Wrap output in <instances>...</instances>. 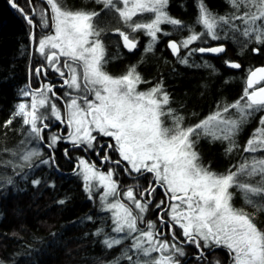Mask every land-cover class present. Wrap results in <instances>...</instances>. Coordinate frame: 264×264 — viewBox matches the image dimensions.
Here are the masks:
<instances>
[{
  "label": "snow or ice",
  "instance_id": "6c2138e0",
  "mask_svg": "<svg viewBox=\"0 0 264 264\" xmlns=\"http://www.w3.org/2000/svg\"><path fill=\"white\" fill-rule=\"evenodd\" d=\"M45 2L47 9L39 13V26L46 31L38 40L37 51L47 67L59 73L63 81L60 86L67 88L64 97L68 99L56 94L55 85L42 84L39 89L29 85L21 90L22 97L31 98L30 104L18 103L13 118L20 117L27 126V141L46 142L48 148L55 149L64 137L57 133L45 137V129L51 127L54 119L67 127V139L73 147L92 150L98 156L104 150L102 164L121 166L126 162L123 171L127 175H152L145 187L137 182L122 191L119 181L113 179L116 169L104 172L95 164L79 160L82 172L77 174L82 176L89 198L103 189L99 195L100 210L111 214V232L116 235L105 233L103 228L94 234L104 236L102 243L107 249L129 242L112 264H121L122 260L127 264H182L185 244L195 246L197 261L206 259L204 249L214 252L225 248L229 264H264V230L255 223L256 214L264 212V116L243 146L242 151L249 155L225 172L206 166L197 151L201 139L225 144L228 155L239 149L236 137L241 128L257 113L264 112V66L247 70L239 99L218 106L196 124L186 125L185 117L171 106L172 99L162 82L139 89L148 81L138 71V65H130L119 76L106 71L109 58L102 39L112 31L132 52L138 45L132 34L142 31L150 38L144 49L147 54L154 51L161 36L187 32L179 40H170L168 48L179 63L199 67L190 57L219 55L226 49L222 44L192 47L198 41L206 44L208 38L231 39L245 47L253 42L264 45V0H227L231 11L223 15L211 10L205 0H196L198 14L191 25L171 16L167 10L170 0H95L101 6L99 11L75 9L66 0ZM12 7H18L15 0ZM20 11L28 25L35 28L32 16ZM101 13H114V18L129 31L101 27L96 19ZM162 25H171L173 31H165ZM197 25L201 31H197ZM30 36L35 42V35ZM182 50H186L184 55ZM225 63L232 69L241 68L238 62ZM203 66L215 70L207 61ZM43 69L44 65L35 69L36 78L47 74ZM61 101L62 107L58 105ZM10 124L12 119L5 127ZM98 136L110 137L114 143L109 142L105 148ZM109 151L118 153L119 159L113 160ZM12 155H18L23 165L31 167L41 153L25 149ZM49 162L41 160L43 164ZM12 182L8 177L7 183ZM33 184L39 185L40 181L34 180ZM157 188L163 190L165 199L154 202ZM236 193L254 211L234 206ZM150 207L160 210L158 223L146 219ZM165 228L171 239L166 238Z\"/></svg>",
  "mask_w": 264,
  "mask_h": 264
},
{
  "label": "trees",
  "instance_id": "16d2710c",
  "mask_svg": "<svg viewBox=\"0 0 264 264\" xmlns=\"http://www.w3.org/2000/svg\"><path fill=\"white\" fill-rule=\"evenodd\" d=\"M81 1L84 4L74 5L73 8L100 10L101 6L96 4L95 0ZM15 3L18 7L13 9L10 0H0V264H112L129 242L125 241L120 246L107 249L102 243L104 236L94 234L99 228H103L105 233L114 235L111 232L110 216L108 212L100 210L98 197L94 195L89 198L77 174L80 159L73 153L64 154V149L68 147L63 145L64 140L59 141L55 149L48 148L46 142H39L44 157L34 161L31 167L18 168V165L14 164L18 155L13 156L12 153H19V147L23 145L21 141L26 140V128L21 118H13L19 91L34 83L35 69L45 64V60L39 58L35 49L37 39L41 36L38 15L44 6L34 0L31 5H28L26 0H15ZM205 3L221 15L231 11L227 0H205ZM20 9L29 16L35 9V28L28 25ZM167 10L171 16L189 25L194 24L198 14L196 0H170ZM114 17V13H101L96 19L101 27L115 29L120 26L118 19ZM161 27L165 31H173L171 25ZM196 29L201 31L198 25ZM123 30L126 31L124 28ZM30 33L35 35V42ZM112 33L109 31L102 36L109 58V63L105 66L106 71L113 76H119L124 74L130 65H138V71L144 80L148 81L140 84L139 89L146 90L162 82L172 99L171 106L185 117L186 125L196 124L214 113L218 106L239 99L245 87L247 70L264 66V45L255 42L245 47L231 39L214 41L209 38L206 44L198 41L192 47L222 44L226 51L216 58L199 54L190 57V60L201 65L190 67L179 63L168 49L170 40H179L186 36L187 32H173L172 36H161L154 51L147 54L144 49L150 38L142 31L137 32L135 36L138 45L132 52L126 48L123 50L119 45L118 36ZM240 39L243 40V37ZM255 48H259V51H253ZM185 51L182 50L181 55H184ZM205 61L213 65L215 70L204 67ZM225 61L238 62L241 68L232 69ZM56 94L63 97L61 89L56 91ZM58 105L62 107L61 102H58ZM261 116H264V112L257 113L241 128L236 137L240 147L231 155L225 153V144L209 143L207 139H201L197 151L202 162L218 173L238 164L249 155L242 149L258 127ZM9 119H12V124L5 127ZM55 126L56 123H53L45 129V137L57 133V130L53 129ZM52 129L53 131H50ZM99 142L103 143L105 148L109 142L113 143L109 138ZM109 155L113 160L119 159L118 153L109 151ZM41 160L50 162L43 164ZM93 164L104 172L111 168L116 169L117 175H114L113 179L119 181L122 191L137 182L143 188L152 180L151 174L127 175L123 171L124 163L117 166L113 163L102 165L93 161ZM8 177L12 178L11 184L7 183ZM34 180H39L40 184H33ZM161 199H165L163 190L157 188L154 202ZM233 204L236 207H245L250 212L254 211L243 203L239 193H236ZM159 211L150 207L146 219L157 221ZM88 217L92 219L89 220ZM255 223L264 230V212L256 214ZM176 231L179 232V229ZM164 232L166 238L171 239L166 228ZM180 242L183 243L182 237ZM183 246L186 256L181 258L182 264H216L217 261L219 264H229V256L220 248H216L214 252L204 249L206 259L197 261L195 257L198 251L195 246ZM121 264L127 262L122 260Z\"/></svg>",
  "mask_w": 264,
  "mask_h": 264
},
{
  "label": "flooded vegetation",
  "instance_id": "af4514ba",
  "mask_svg": "<svg viewBox=\"0 0 264 264\" xmlns=\"http://www.w3.org/2000/svg\"><path fill=\"white\" fill-rule=\"evenodd\" d=\"M34 1H35V3L43 4L44 7H42L41 10L47 9V5H46L45 1H43V0H34ZM26 2L28 5H30L29 0H26ZM10 3L12 4V0H10ZM48 12H49V10H48ZM118 21H119V19H118ZM119 26L120 27H118V28H121L123 30L122 22H120V21H119ZM40 32H41V34H44L45 30L40 29ZM116 35L118 36V34H116ZM118 41H119V45L124 50L125 48L123 47L122 39L119 36H118ZM43 65H44L43 71H45L47 74L41 75L40 78H36V76H34L35 77L34 83L31 85V88L32 89H39L42 84H49V85H55V87L53 89L55 92L56 91L58 92L59 89H61L63 92L65 87L60 86L62 84V79L60 78L59 73L53 72L50 68L47 67L46 63ZM39 67H41V65ZM259 86L260 85H258L257 87H259ZM52 99H55V97H52ZM27 100H29V97L27 98ZM61 103H62V101H61ZM53 123H56V126L53 129H56L57 134L62 135L64 137L63 145L68 146L64 149V151H65L64 154H66V150H67L68 155H71L73 153L75 156L78 157V159L83 158L84 160L89 161L91 164H93V161L100 162V164H102L101 163V157L104 154L103 150H100V155L98 156L92 150H87V149H84L82 147H73V145L71 143L65 142L67 140V133H68L67 127L58 121H53L51 124H53ZM53 129L50 131H53ZM94 135H97V134L94 133ZM106 138L111 139L110 137H100V136L97 137L98 141H101V140L106 139ZM112 142H114V141H112ZM124 164L126 166L125 162H124ZM102 165H105V163ZM96 168L99 169V167H96Z\"/></svg>",
  "mask_w": 264,
  "mask_h": 264
},
{
  "label": "rangeland",
  "instance_id": "374dc122",
  "mask_svg": "<svg viewBox=\"0 0 264 264\" xmlns=\"http://www.w3.org/2000/svg\"><path fill=\"white\" fill-rule=\"evenodd\" d=\"M43 1H45V0H43ZM66 3L71 7H73L74 5H77V6H80V5H82V4H84V3H82V1L81 0H66ZM50 15H51V12H50V9H49V12H48V16L50 17ZM151 14H145V16H150ZM114 16H115V14H114ZM137 18V17H136ZM136 18H134V19H136ZM38 19H39V15H38ZM118 19V18H117ZM49 23H50V21H49ZM122 26H123V24H122ZM123 28H124V26H123ZM125 29V28H124ZM46 31V30H45ZM126 31H129L128 29H126ZM136 34H137V32L136 33H133L132 35H134V36H136ZM43 34H41V36H42ZM209 39V38H208ZM38 40H39V38L37 39V44H36V53H37V55L39 56V58L40 59H44L43 57H41V55L39 54V52L37 51V47H38ZM63 61V58H61V62ZM45 63H46V61H45ZM62 83H63V81H62ZM22 89H26V88H22ZM21 89V90H22ZM21 90L19 91V100H18V102L16 103V105H15V109L14 110H16V107H17V105H18V103H20V102H27V103H29L30 104V100H31V98L29 97V100H27V98L28 97H22L21 96ZM141 90V89H140ZM65 91H67V88L65 87L64 88V90H63V99L64 100H67L68 98L67 97H64V92ZM15 112V111H14ZM20 118V117H19ZM21 121H22V119H21ZM52 121H55L54 119L52 120ZM22 124H23V122H22ZM23 126H25V125H23ZM25 128H26V132H25V134H26V137H27V132H28V128H27V126H25ZM258 128V127H257ZM256 128V129H257ZM94 134V133H93ZM65 142H68V139L65 141ZM68 143H70V142H68ZM114 143V142H113ZM21 148H23V150H21ZM25 149H28V150H31V149H36V150H38L40 153H41V155L39 156V157H37V158H34V160L32 161V163L35 161V162H37L39 159H41L42 157H44V152H43V150H42V148H41V145H40V143L38 142V141H31V142H28L27 141V139L25 140V142L23 143V145L21 146V147H19V151L20 152H22V151H24ZM19 152V153H20ZM258 155H260V154H258ZM79 163V162H78ZM126 163V162H125ZM14 164H16V165H18L17 167L18 168H23V167H26V165H23V162L19 159V156L15 159V162H14ZM20 166V167H19ZM78 172H82V168L81 167H79V165H78ZM79 177H80V179L82 180V182H83V185H84V181H83V179H82V176L81 175H78ZM84 189H85V186H84ZM86 191V190H85ZM103 192V189H101L100 190V192H98V193H94L93 194V196L95 195L96 197H98L99 198V195L101 194ZM86 193L88 194V196H89V193L86 191ZM123 202V201H122ZM111 214L109 213V216H110ZM114 235H116L115 233H114ZM183 238V237H182ZM220 249H222L223 251H224V253H226L227 255H228V251H227V249H225V248H220ZM229 256V255H228Z\"/></svg>",
  "mask_w": 264,
  "mask_h": 264
},
{
  "label": "water",
  "instance_id": "95a60500",
  "mask_svg": "<svg viewBox=\"0 0 264 264\" xmlns=\"http://www.w3.org/2000/svg\"><path fill=\"white\" fill-rule=\"evenodd\" d=\"M11 4V3H10ZM11 6V5H10ZM11 8H13V7H11ZM14 9V8H13ZM32 18L34 17L33 16V13H32ZM218 46V45H217ZM169 49V48H168ZM169 51L171 52V50L169 49ZM172 53V52H171ZM223 53H221V54H219V55H213V54H208V53H206V54H203V55H201V56H204V57H213V58H216V57H219L220 55H222Z\"/></svg>",
  "mask_w": 264,
  "mask_h": 264
}]
</instances>
